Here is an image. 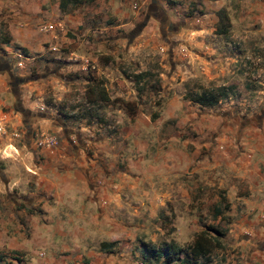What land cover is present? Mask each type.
I'll return each mask as SVG.
<instances>
[{"label":"crops","instance_id":"0c3cea01","mask_svg":"<svg viewBox=\"0 0 264 264\" xmlns=\"http://www.w3.org/2000/svg\"><path fill=\"white\" fill-rule=\"evenodd\" d=\"M193 2L95 0L61 14L59 0H0V36L9 40L0 43V150L9 141L18 150L14 158H0V264H130L124 253L101 251L99 244L144 231L147 215L175 201L183 175L187 188L217 185L230 203L225 243L233 252L224 264H264V109L211 113L214 108L192 104L193 113L184 114L187 100L172 93L161 102L175 107L168 116L162 110L155 120L151 110L138 109L133 118L108 111L115 126L82 121L69 127L17 99L28 79L23 75L45 56L47 65L72 61V74L91 61L105 76L102 60L120 49L118 62L137 64L161 52L173 61L167 75L179 77L186 68L192 74L185 62L217 54L214 43L221 38L206 12L229 9L226 0H203L204 16L191 20ZM237 3L250 15H239L237 24L230 20L231 31H251L247 18L264 29V0ZM44 25L54 29L43 31ZM17 53L29 58L23 68H16ZM171 87L162 84L159 92ZM170 120L174 125L163 127ZM55 131L57 147H36L39 135ZM21 137L27 149L16 145Z\"/></svg>","mask_w":264,"mask_h":264},{"label":"rangeland","instance_id":"374dc122","mask_svg":"<svg viewBox=\"0 0 264 264\" xmlns=\"http://www.w3.org/2000/svg\"><path fill=\"white\" fill-rule=\"evenodd\" d=\"M226 2L225 7L229 8L226 10L233 24H237L239 15L240 17H244V14L247 17L250 15L246 8H242V4V9H239L237 0H226ZM190 6L193 7V13L189 12L191 20L202 18L207 10L203 5V0H195ZM205 15H208V18L212 20L215 19L213 14L209 15L206 12ZM246 22L250 25L251 31H246L245 27L240 29L235 26V31H230L227 38L221 37L218 42L214 43V46L218 47L216 53L223 56L222 59L208 58L207 54L217 56L215 53H201L196 56L194 54V63H187L186 61L184 67L193 68L192 74H189L188 68H186V72L184 71L185 73L180 74L179 77L167 75L169 68L173 66V61L161 52L155 56L150 53V56L137 64L129 63V61L118 62L116 58L119 57L117 56L122 55L120 49L112 56H107L102 60L101 65L108 66L105 76L97 74L92 67L94 63L91 61L83 69L72 74L69 71V66L74 65L70 63L72 61L59 59V61L53 60L54 63L47 65L45 56L44 59H39L38 63L35 62L27 71L25 70L26 73L23 76L28 77V79L25 84L18 87L17 99L19 103H22V100L27 101L25 103L27 105L33 103L32 108L34 110H41L42 108L47 110L51 118L59 117L61 119L57 109L65 106V110H67L70 106L81 103L85 88L92 84L88 81L89 78L103 80L111 99L120 98L124 101H137L133 83L121 73L136 74L149 71L155 76L151 79V84L160 85V88L162 84H166L167 88L172 86L171 91L164 88L165 90L162 92H154L148 96L144 94V97L138 101V109L151 110L150 112L162 110L166 114L165 116H168L175 110V107L167 104H164L163 107L162 100L172 93L182 96L187 91L186 85H189L188 89H192L195 84L204 87L232 85L234 86V94L227 101L208 111L216 113L231 109L239 113L253 114L264 109V29H261L259 21L255 19L247 18ZM196 48L201 50L200 47ZM206 56L207 58H205ZM180 60L178 61L180 62ZM158 102L160 104L156 106ZM183 102L185 104L184 114H192L193 111H189L188 107H193V105L187 103L188 101L183 100ZM117 108L118 105L113 110L108 107L103 112L106 114L108 111H118ZM53 123L55 122H51V124ZM77 125L79 124L76 122L67 124L69 127H76ZM56 132L48 134L56 136L59 140L60 133ZM25 140L26 137L19 138L16 145L19 148L25 146L27 149ZM12 147L15 146L11 141L3 144V148L0 150V158H14L2 155L4 148L7 149L8 153ZM20 162L22 163V161ZM143 178L140 177L139 179L142 181ZM186 180L187 177L184 175L176 180L178 189L172 193L171 198L175 201L165 202L163 208L155 211V216L149 217L147 215L144 231L136 236L131 235L127 240L116 241L111 248L112 251L117 254L124 253L131 260L130 264H141L140 245L142 242L159 246L164 241L174 240L179 245L184 246L192 240L195 233L203 230L204 224H212V209L218 205L220 190H218L217 185H209L203 190L196 185L189 189L185 186ZM222 226L229 229V225L225 223H222ZM226 240L225 238L223 240L224 248L214 251L210 261L204 264L225 263L226 255L233 252L225 243Z\"/></svg>","mask_w":264,"mask_h":264},{"label":"trees","instance_id":"16d2710c","mask_svg":"<svg viewBox=\"0 0 264 264\" xmlns=\"http://www.w3.org/2000/svg\"><path fill=\"white\" fill-rule=\"evenodd\" d=\"M94 3L95 0H59V10L61 14H71L81 7L90 6ZM214 17L216 19L214 33L227 38L231 31L228 11L221 8L215 12ZM8 42L7 34L2 32L0 43ZM122 74L133 83L137 101H124L120 98L111 99L103 80L89 78L88 81L92 84L85 88L81 103L70 106L67 110H65V106L57 109L63 123L67 125L72 122L85 121L87 126H115L112 119L107 120L103 111L108 107L113 110L116 105H118L117 110H121L128 117L133 118L138 112V101L144 97V94L148 96L158 92L160 85L151 84V79L155 76L149 71L136 74L123 72ZM185 88L187 91L183 94V99L193 105L209 109L227 101L234 94V86L232 85L204 87L195 84L192 89H188L189 85H186ZM159 104L158 102L156 106ZM150 114L152 120L158 118L157 112ZM166 125L173 126L174 121L165 122L163 127ZM229 210L230 203L225 194L220 191L218 205L212 209V224H204L203 230L195 233L192 240L184 246L179 245L174 240L164 241L159 246L142 242L140 245L141 264H204L209 262L214 251L224 248L223 240L227 235L228 228H224L222 223L226 225L231 223V218L227 215ZM114 244L115 242H101L99 248L101 251L111 252Z\"/></svg>","mask_w":264,"mask_h":264},{"label":"built area","instance_id":"2783aa9c","mask_svg":"<svg viewBox=\"0 0 264 264\" xmlns=\"http://www.w3.org/2000/svg\"><path fill=\"white\" fill-rule=\"evenodd\" d=\"M43 31H49V30H53L54 26L53 25H44L41 28ZM17 61H16V68H23L25 65V61L29 60V58H27V56L23 53H17ZM5 132V128L4 126L0 123V134ZM35 145L37 148H48V149H52L55 148L59 145V140L57 139L56 136L45 133V134H41L39 135L36 139H35ZM17 153L18 154V150H16V147H12V149L10 151H8L7 153V149L4 148L2 151V155H4L5 157H11V154Z\"/></svg>","mask_w":264,"mask_h":264}]
</instances>
